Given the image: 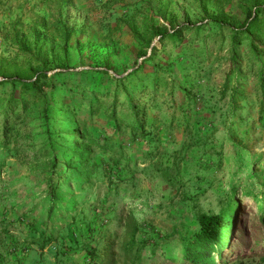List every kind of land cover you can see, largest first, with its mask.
<instances>
[{
  "label": "rangeland",
  "instance_id": "374dc122",
  "mask_svg": "<svg viewBox=\"0 0 264 264\" xmlns=\"http://www.w3.org/2000/svg\"><path fill=\"white\" fill-rule=\"evenodd\" d=\"M240 2L0 0V68L27 58L32 73L54 76L30 98L0 76V264H95L90 248L102 253L114 238L118 250L133 228L146 250L179 256L197 214L220 212L229 195L235 226L225 264H264V244L251 234L261 214L245 196L264 192V85L256 77L264 40L245 36L232 46L245 18ZM161 26L180 35H156ZM235 83L242 92L232 103ZM97 94L107 102L93 112ZM132 98L150 101L134 112ZM76 154L86 157L89 177H74L85 171ZM257 236L263 242L264 230ZM212 257L220 263L216 249Z\"/></svg>",
  "mask_w": 264,
  "mask_h": 264
},
{
  "label": "trees",
  "instance_id": "16d2710c",
  "mask_svg": "<svg viewBox=\"0 0 264 264\" xmlns=\"http://www.w3.org/2000/svg\"><path fill=\"white\" fill-rule=\"evenodd\" d=\"M221 3H231L233 0H217ZM241 8L243 13L245 14L244 21L242 22V27L239 28H233L230 42L232 43V46L240 45L241 41L245 38V36H251L254 35L256 39L258 40H264V4L259 3H248V0H240ZM253 8L254 11L253 12ZM217 23L223 28L224 23L221 21H217ZM202 25L195 27L196 29L200 28ZM245 27V28H243ZM185 30V29H184ZM58 32L61 31V29L57 30ZM63 34L67 36L66 30L62 29ZM155 34L159 36H165L167 40H175L179 35L180 32L176 31H169L166 26L158 27L155 30ZM246 34V35H245ZM256 43L255 41H253ZM259 42V41H258ZM21 49H24L23 45L19 46ZM228 50H231L229 48ZM28 51L24 49V53H27ZM234 54L232 53L230 58V66L228 67L227 74L225 76V79L223 81L224 91L227 90L229 87V76L234 73L235 67L232 68V64L234 63ZM29 55V54H28ZM256 56H259L258 54ZM31 62L27 58H24V61L21 62H11L8 69L0 68V76L3 78V80H11L14 82H18L20 84V90L21 94L25 95L28 94V98L35 95L36 92L40 91L42 87H46L49 85H53L52 81V75H48L46 72L42 71H36L33 72L32 65H30ZM12 76V77H10ZM34 79L32 80V78ZM256 77L259 79V82L264 85V67H260L257 70ZM155 80V79H154ZM2 81L0 83H2ZM159 83V81H157ZM156 83L154 86H157ZM262 88V94L264 95V87ZM242 91H239L237 83L231 86L229 97L230 101L232 103H235L240 97ZM146 93H142V95H139V97L145 96ZM76 99V97H74ZM113 98L116 99V94L113 93ZM8 101V100H7ZM150 100L145 99L143 102H136L134 98L130 99V107L134 112H139V108L142 107L144 103H148ZM107 102V98L105 95L97 94L93 99H91V103L89 104L90 110L95 112L98 110V107L100 104H104ZM14 103H18V101H15ZM12 105V103H10ZM9 103L6 106L11 108V105ZM123 102L121 101L119 106L122 105ZM150 104V103H149ZM23 106V101L19 102V107L17 110L13 113L14 116L18 113L20 108ZM117 106L114 104L109 109V112L112 111V109H115ZM121 111V110H120ZM1 112L4 114V121L2 124V127H9L8 131L12 127V124H10V118L12 115H10V111L7 110V108L2 107ZM122 112V111H121ZM13 116V117H14ZM68 114L64 117L68 118ZM128 117L133 118V120H137L135 123H131V127H138L140 125V118L138 115L130 114ZM115 116L113 119L115 120ZM74 130H78L80 132L81 127L77 125ZM69 134V133H67ZM70 136H79L78 134L75 135V133H72ZM76 160L79 163H82L84 165L85 171L83 173H80L79 175H76L74 177H82L86 178L90 176V168L87 169L86 165V157L82 156L81 154L75 155ZM113 164L118 167V160L116 161L115 158L112 159ZM60 165H64L63 163H60ZM57 172V167H53L50 169V175L48 177V190L49 192L55 187V184L53 182V173ZM84 180V179H83ZM60 184V183H59ZM59 184L57 186H59ZM246 195L248 196L252 194L254 201L256 202L258 206V210L260 211L261 217L259 220V224L253 225V229L251 231V234H254L256 236L255 241H257L256 245L264 244V241H259L260 238L259 233H261L262 230H264V192L262 191H252L247 190ZM235 200H233V197L229 195V199L226 201V204L224 208L218 213H207V212H200L197 214V227L190 230L189 232L184 233L181 236V240L183 241V249L182 255H174L172 256L169 251L166 249H161L158 247V245H152V247L149 250L145 249V244L142 241H139L136 237V230L133 228L131 229L129 236L130 241L127 243L128 245L123 246L120 249H116L114 241L115 239L112 238V241H110V244L107 246H104L103 252L99 253L95 250L94 247L89 249V256L94 260L95 264H155L160 259H166V260H183L191 264H216V258L212 257L213 251L216 249L218 257L220 258V263L217 264H225L228 260V257H223V249L225 245L230 242L231 239V233L233 232V228L235 226V220L232 218V213L235 210ZM53 203H50V206H52ZM237 226V225H236ZM260 226H263L260 228ZM242 231H244V227L242 228ZM247 233V232H246ZM242 240V239H241ZM243 242V241H242ZM256 246L249 247L248 252L250 254H254ZM253 250V251H252ZM244 253V252H240ZM236 253V254H240ZM234 255V253H233ZM231 255V256H233ZM262 258L264 259V252H261ZM69 264H78L76 262H72Z\"/></svg>",
  "mask_w": 264,
  "mask_h": 264
}]
</instances>
